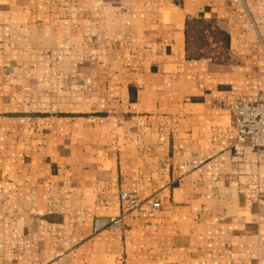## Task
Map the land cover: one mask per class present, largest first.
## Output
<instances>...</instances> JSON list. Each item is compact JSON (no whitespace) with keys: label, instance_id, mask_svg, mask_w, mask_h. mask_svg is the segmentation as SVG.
I'll return each mask as SVG.
<instances>
[{"label":"crops","instance_id":"obj_1","mask_svg":"<svg viewBox=\"0 0 264 264\" xmlns=\"http://www.w3.org/2000/svg\"><path fill=\"white\" fill-rule=\"evenodd\" d=\"M263 92L264 0H0V264H264V161L223 106Z\"/></svg>","mask_w":264,"mask_h":264},{"label":"built area","instance_id":"obj_2","mask_svg":"<svg viewBox=\"0 0 264 264\" xmlns=\"http://www.w3.org/2000/svg\"><path fill=\"white\" fill-rule=\"evenodd\" d=\"M223 106L227 107L231 115V125L240 143L251 146L259 160L264 161V92L256 100H246L239 98L233 102L223 101ZM120 202L124 208H140L142 199L137 196L122 191ZM162 207L160 201H153L152 208L159 210ZM109 225L121 228L123 221L120 217H111ZM96 226H99L98 220Z\"/></svg>","mask_w":264,"mask_h":264},{"label":"rangeland","instance_id":"obj_3","mask_svg":"<svg viewBox=\"0 0 264 264\" xmlns=\"http://www.w3.org/2000/svg\"><path fill=\"white\" fill-rule=\"evenodd\" d=\"M206 23H194L190 29L192 54L213 56L222 64L236 61L234 52L229 48L230 37L212 18Z\"/></svg>","mask_w":264,"mask_h":264},{"label":"trees","instance_id":"obj_4","mask_svg":"<svg viewBox=\"0 0 264 264\" xmlns=\"http://www.w3.org/2000/svg\"><path fill=\"white\" fill-rule=\"evenodd\" d=\"M207 20L204 19V18H192V19H189L188 22H187V41H188V44L190 45V42H191V38H190V29L192 27V25L194 23H206ZM227 39H229L228 35H227Z\"/></svg>","mask_w":264,"mask_h":264}]
</instances>
